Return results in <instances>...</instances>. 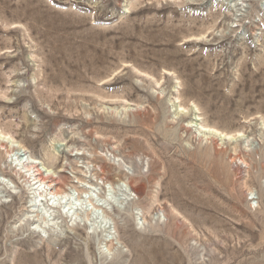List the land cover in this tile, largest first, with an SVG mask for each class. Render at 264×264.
Masks as SVG:
<instances>
[{
    "label": "rangeland",
    "instance_id": "374dc122",
    "mask_svg": "<svg viewBox=\"0 0 264 264\" xmlns=\"http://www.w3.org/2000/svg\"><path fill=\"white\" fill-rule=\"evenodd\" d=\"M0 183V264H264V0H0Z\"/></svg>",
    "mask_w": 264,
    "mask_h": 264
},
{
    "label": "bare ground",
    "instance_id": "6f19581e",
    "mask_svg": "<svg viewBox=\"0 0 264 264\" xmlns=\"http://www.w3.org/2000/svg\"><path fill=\"white\" fill-rule=\"evenodd\" d=\"M196 122H197V120H196ZM192 126V125H191ZM187 128H189V129H191V127H187ZM201 130H202V133H204V134H206V135H208V136H210V137H217L219 140H221V141H225L226 139H227V137L226 136H223L222 134H220V133H218L216 130H214V129H209V128H205V127H201ZM2 146V145H1ZM23 165V164H22ZM29 165H31V164H29ZM32 165H33V163H32ZM31 165V166H32ZM20 166H21V164H20ZM19 167V166H18ZM24 167V166H23ZM25 167H26V165H25ZM24 167V168H25ZM34 167V166H33ZM32 167V168H33ZM24 168H20V169H24ZM35 168V167H34ZM17 169H19V168H17ZM19 169V170H20ZM36 169V168H35ZM21 170V171H22ZM26 170V169H25ZM33 170V169H32ZM28 171V170H27ZM29 171H30V168H29ZM48 171V170H47ZM46 171V172H47ZM31 172V171H30ZM19 173H21V172H19ZM28 173V172H27ZM44 172H40V170H36V173H34L35 175H34V178H33V184L32 185H30L31 187L30 188H33V189H31V190H35V191H38V188L40 187V186H43V185H47V187H49V188H51L52 186L51 185H49V184H52V182L50 183L49 182V184H46V181L45 180H43V178L41 179L40 178V175H42ZM44 176V175H43ZM46 176V175H45ZM25 177H27V176H23V178H25ZM47 177H49V176H47ZM47 177H45V179L47 178ZM51 177V176H50ZM26 179V178H25ZM28 181H30L29 179H28ZM45 181V182H44ZM48 181H49V179H48ZM51 181V180H50ZM6 182V181H5ZM1 184V183H0ZM28 184V183H27ZM2 185V184H1ZM38 185V186H37ZM36 187H37V189H36ZM57 189V188H56ZM30 190V189H29ZM40 190V189H39ZM43 190H45V189H43ZM130 190H131V192L135 195V196H137V197H140L141 195H142V185H138V186H135L134 185V182L132 181L131 183H130ZM58 191V190H57ZM113 191V190H112ZM30 192V191H29ZM42 192H44V191H42ZM61 193V192H60ZM58 194L56 191L55 192H49V194H50V196H52L53 198H56L57 199V204H55L56 205V207H55V209L56 210H58V207H59V205L63 202V200H69V198H70V196H69V192L68 191H65V192H63V193H61V194ZM31 195V194H30ZM29 196V195H28ZM35 198V197H34ZM33 198V199H34ZM109 198V197H108ZM31 199V198H30ZM32 201V200H31ZM30 201V202H31ZM106 201V200H105ZM107 201H108V199H107ZM109 203H110V200L108 201ZM107 202V203H108ZM31 203H34V200L31 202ZM30 203V204H31ZM106 203V202H105ZM58 205V206H57ZM61 206V205H60ZM105 206V205H104ZM54 207V206H53ZM61 208V207H60ZM83 209V208H82ZM106 209V208H105ZM60 210V209H59ZM63 210V209H62ZM62 212V211H61ZM81 211L80 210H77V211H75V213L73 214V218L75 217L74 215H78V213H80ZM94 212V211H93ZM70 213V212H69ZM87 212H85V214L84 215H89V214H86ZM101 213V212H100ZM67 215V214H66ZM102 215V214H101ZM60 216H63V215H60ZM68 216V215H67ZM77 217V216H76ZM66 220H67V218H65ZM87 220H88V217H87ZM85 222V221H84ZM83 226H84V224H83ZM91 228V227H90ZM103 228V227H102ZM88 229V228H87ZM92 229V228H91ZM89 230V229H88ZM105 232H106V230H104ZM103 231V232H104ZM106 233H108L107 235H105V238H107V240H105V241H109V242H112V238H114V237H112L111 236V234H110V231L109 232H106ZM93 234V233H92Z\"/></svg>",
    "mask_w": 264,
    "mask_h": 264
}]
</instances>
